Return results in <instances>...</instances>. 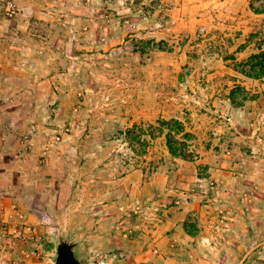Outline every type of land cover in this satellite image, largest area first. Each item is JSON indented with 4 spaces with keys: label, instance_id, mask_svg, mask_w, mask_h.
Segmentation results:
<instances>
[{
    "label": "rangeland",
    "instance_id": "1",
    "mask_svg": "<svg viewBox=\"0 0 264 264\" xmlns=\"http://www.w3.org/2000/svg\"><path fill=\"white\" fill-rule=\"evenodd\" d=\"M183 1L0 0V264H55V227L88 264H264V0L195 33Z\"/></svg>",
    "mask_w": 264,
    "mask_h": 264
},
{
    "label": "crops",
    "instance_id": "2",
    "mask_svg": "<svg viewBox=\"0 0 264 264\" xmlns=\"http://www.w3.org/2000/svg\"><path fill=\"white\" fill-rule=\"evenodd\" d=\"M237 3V0H184L181 8H179L178 11L174 12V20L176 21V24L180 25L181 32L195 33V31L201 26H206L209 28L212 24H222V22L225 24V5L231 4L232 6L236 5ZM8 115H12L5 116L6 119H9L13 122L11 129H9L10 133H12L13 130H17V128L13 126L17 124L18 119L21 118V115ZM119 181H122L120 185H124L123 190L125 191V194L124 196L121 195L120 197V195H118L116 192L117 190H113L114 188L111 187L109 189L110 199L113 200V202L117 199L118 201L124 200V204H129L132 201V198L128 196L132 195V192L134 190L133 180H129V178H122ZM141 184L142 182H138L135 186L140 189ZM129 193L130 195H128ZM139 200L144 201V196L139 194ZM193 202L194 203L189 206H186V208L183 210H177L175 207H171L164 214V219L159 230V237L162 239V242L169 241L170 235L168 234V231H172L173 229L180 230L179 228H183V221L190 215L189 212L191 210H195L199 214H201V211H203L201 209H205L204 207L200 208V199H195ZM124 206L127 207V205ZM204 215L205 214L203 213L202 216ZM183 230V233L188 236L189 233L186 232L184 228Z\"/></svg>",
    "mask_w": 264,
    "mask_h": 264
},
{
    "label": "water",
    "instance_id": "3",
    "mask_svg": "<svg viewBox=\"0 0 264 264\" xmlns=\"http://www.w3.org/2000/svg\"><path fill=\"white\" fill-rule=\"evenodd\" d=\"M53 234L59 237L57 253L54 258L55 264H88L78 254L79 241H74L65 235L64 231L57 227L53 228Z\"/></svg>",
    "mask_w": 264,
    "mask_h": 264
},
{
    "label": "trees",
    "instance_id": "4",
    "mask_svg": "<svg viewBox=\"0 0 264 264\" xmlns=\"http://www.w3.org/2000/svg\"><path fill=\"white\" fill-rule=\"evenodd\" d=\"M250 63L251 69L253 71V76L256 78H264V51L261 54L253 56L250 60ZM170 148L171 152L174 155H180L175 149L172 148V146H170Z\"/></svg>",
    "mask_w": 264,
    "mask_h": 264
},
{
    "label": "built area",
    "instance_id": "5",
    "mask_svg": "<svg viewBox=\"0 0 264 264\" xmlns=\"http://www.w3.org/2000/svg\"><path fill=\"white\" fill-rule=\"evenodd\" d=\"M13 7V5L11 4V8ZM99 264H105V262L102 260V261H99Z\"/></svg>",
    "mask_w": 264,
    "mask_h": 264
}]
</instances>
